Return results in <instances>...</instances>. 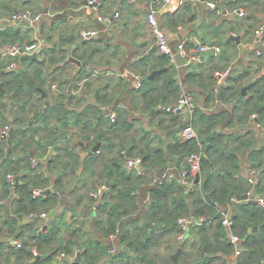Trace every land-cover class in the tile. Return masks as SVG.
Here are the masks:
<instances>
[{"label": "trees", "instance_id": "trees-1", "mask_svg": "<svg viewBox=\"0 0 264 264\" xmlns=\"http://www.w3.org/2000/svg\"><path fill=\"white\" fill-rule=\"evenodd\" d=\"M250 1L252 3L262 2V0ZM193 6L191 2H188L185 6V13L177 17L173 16L172 25L188 23ZM4 7L7 10L12 9L10 3L0 0V18L7 13L1 11ZM262 10L264 11V1ZM164 15L171 17L169 12ZM169 24L170 22H166V26ZM1 35L12 42L18 40L17 35L12 32ZM86 43L83 41L81 44ZM61 52L63 55L60 58H54V62H60L56 70L45 68L47 60L24 61L20 70H7L6 66L0 63V83L3 84V89L0 88V128L6 123L13 125L10 137L0 142V200H5L6 203L12 205V211L16 215L32 212L39 214L45 210L46 213L56 211L59 203L64 200L63 196H65L64 193L66 194L67 186L80 167L81 150H77V146L80 145L82 151L90 150L94 146L92 133H90L92 126L89 115L94 117L95 122L97 120L98 128L104 126L102 123L104 115L96 104H89L88 114L86 112L77 114L76 111L68 109V103L52 102L46 105L39 88L48 94L52 93L48 88V83L52 85L58 79L60 73L55 74L56 71L68 69L72 65V61L66 57V50ZM159 59L163 61V65H168L167 69L152 79H148L147 75L143 74L144 85L138 91L139 96L144 100L145 112L160 107L159 112H156L158 115L162 112L166 113L163 107L176 101L182 88L169 57L161 54ZM262 59L263 62L258 63L259 70L264 67V57ZM50 61L54 63L53 59ZM250 68L248 66L236 76L229 77V81L236 84L228 87L223 85L218 92L214 89L216 84L214 71L208 74L210 89L209 86L204 87L209 94L208 101L204 108L196 107L193 116L194 126L196 130L198 129V138L185 142L176 140V143L169 145L167 150L162 147L151 148L149 146L139 154L143 160V168L149 174L156 171L155 167H165L169 163L168 153L178 158L180 163L178 169H182L188 167L187 157L200 151L199 142L203 143L199 173L201 182L196 185L194 191L188 190L178 179L166 180L159 186L152 185L151 175H140L135 170H128L124 166L128 150L127 139L122 138L119 145L113 137L105 136L101 130L94 129L95 141L106 140L110 144L104 145L100 148L101 150L86 158L85 170L79 184L67 195H73L84 187L86 191L75 197L74 204L78 205L85 198H89L90 205L94 206L97 203L90 196V192L101 184H109L108 190L99 202L98 210L101 215L97 227L104 232L107 238L118 228L120 229L121 244L126 248L119 253L122 254L121 257L127 258L129 256L127 251H133L138 255V260L142 264H157L156 260L149 255V251L160 245L170 235L180 231L178 219L182 216L196 218L203 216L205 220L200 225L191 227L192 232L197 235L194 244L199 245L196 257L194 260H184L180 264H230L227 257L216 254L222 252L226 256L235 255L234 246L228 239V232L222 225V211L223 207L229 203L233 191L243 195L251 187L248 183V174L245 176L243 171L241 155L250 151L248 158L252 166L255 165L264 170L261 157L264 149L257 150L254 127L248 124L251 115L256 113L258 122L264 125V73L244 83L243 79L252 74ZM85 74L86 69L82 68L80 76ZM202 74L201 72H189L187 81L202 77ZM50 76L51 80H49ZM69 82L68 79L65 81L63 79V85ZM246 86H248L247 93L243 94V88ZM60 99L70 101V96L63 94ZM212 100L230 102L231 112L226 109L223 112L207 110ZM55 114H58L59 120L75 115V122L80 124L82 131L75 141H72L73 138L67 140L66 132H61L63 142L56 145L55 152L48 157L45 164L38 163L34 166L31 153H35V144L41 145L35 137L36 133L39 126L51 122ZM170 116L180 125L176 117ZM227 120L228 125H242L243 130L238 128L230 133L223 132L219 127ZM133 125L134 121L123 120L119 116L117 122L106 126L109 131L116 132L119 127L124 126L125 129L130 130ZM58 129L56 127L51 132V136H55ZM82 141L87 147L81 144ZM118 146L119 149H117ZM116 149V154L111 155V158L107 160L109 153ZM132 151L130 156H132ZM103 162L101 168L99 164ZM9 173L20 176L18 185L7 180ZM144 184L151 185L152 188L148 210L142 218H134L139 210L138 189ZM36 188L50 189V193L36 197L34 196ZM255 190L256 194L264 196V173L259 177ZM232 207L234 231L241 237L243 247L242 253L235 259V264H262L264 262V207L259 203L249 202L233 203ZM38 221H35V226H38ZM64 221L65 214H59L50 220L48 229L42 228L39 235L36 233L32 235L31 238L36 240L40 253L49 250L44 246L52 245L58 240ZM5 222L13 226L10 221ZM251 228H253L252 232L249 231ZM80 232V228L74 227L66 245L61 244V250H64L66 254H73L76 248L83 246L78 237ZM31 240L23 242L19 250L7 248L2 243L0 264H30L29 261L33 258ZM186 245L183 244L184 247ZM110 247L109 243L107 247L102 245V253L109 255ZM93 252L91 246L85 244V255L91 256ZM191 253L189 252L188 255ZM97 256L100 257L98 254L92 259L97 260Z\"/></svg>", "mask_w": 264, "mask_h": 264}, {"label": "crops", "instance_id": "crops-1", "mask_svg": "<svg viewBox=\"0 0 264 264\" xmlns=\"http://www.w3.org/2000/svg\"><path fill=\"white\" fill-rule=\"evenodd\" d=\"M88 1L89 0H6L7 3L11 4L12 9L7 10L5 7L1 8L2 12L7 13L1 16L0 22L10 20L16 11L29 6L32 7L35 12H41L43 14V21L40 25L35 26L25 21L15 22L12 20H10L9 25L0 24V46L12 42L1 34L12 32L18 37L16 42H31L36 39L43 40L44 48L40 52L39 57L35 60H47L45 64L47 70H56L59 68L60 62H54V58H60L61 55H63L61 52L62 50H66L67 58H70L67 54L68 50H70L74 58L84 62V64L80 65L72 61V65H70L68 69L56 71L55 74L60 73L58 79L52 85L48 83V88H50L52 93L48 94L43 90L47 94V97L45 98L43 93L42 96L46 105L52 102L68 103V109L76 111L77 114L83 112L88 114L90 112L88 108L89 104H96L98 108H100L102 115H104V122H102L104 126L98 128L97 120L95 122L94 117L89 115L91 116L90 125L92 126L90 133H92L91 136L94 141V146L98 142H104L101 148L104 145L110 144V142L106 140L95 141L94 138L96 133L94 129L97 128L99 131L101 130L105 136L113 137L119 145L121 144L122 138L127 139V153L129 156L132 149V156L137 157L140 152L144 149L146 150L149 146H151V148L162 147L167 150L169 145L175 144L176 140H179V132L181 129L179 123L164 112L158 115L156 112H159L160 107H156L150 112H145L143 107L144 100L139 96V89L136 88V79L131 76L128 78L127 76V70H129L130 72L140 75L142 79L144 77L143 74L147 75L148 78L153 70L160 68L167 69L168 66L163 65V61L159 59L161 53L158 50L151 52V50L156 47L155 38L147 19V14L153 5L152 0H103V4L99 10H95L93 6L89 5ZM209 1L212 0H202L197 6H193L195 10H193L192 7L189 18L192 15L195 17L193 21L189 20L188 23L172 25L171 22L173 16L177 17L179 14L186 12L185 6L171 13V17L164 15L166 12L162 10L158 13V17L166 28L172 45L175 46L180 38L184 37L187 39V49L189 51L197 50L202 44H208L210 46L217 45L222 49L221 52L217 54L214 50L200 53V59L188 65L181 63L172 64L180 84L182 83L181 91L182 89L191 91L195 96L197 107L201 108H204L205 103L208 101L209 94L204 87L208 88L209 86L210 89V79L207 76L209 73L211 74L212 71L231 67L233 71L231 76H236L246 67L250 66L252 73H256L255 77L264 73V67L259 70L260 67L258 65V63L263 62V57L258 58L256 56L253 45L254 31L260 24L264 23V11L262 10V3L264 0H262L261 3H252L250 0H213L216 1L220 7L229 9L242 8L246 12L245 16L234 15L228 18H222L214 11H210L208 8ZM116 12L120 13L118 18H114ZM100 17H102V19H100ZM104 18L113 19V26L109 27L104 21ZM166 22H170L169 26H166ZM198 25L200 27H198ZM85 26L95 27L100 33L96 39L82 45L81 43H83V41L80 38L79 31ZM179 26H181V28H179ZM232 32H235L236 36L241 35L240 44L232 39ZM52 59L54 63H51L50 60ZM23 62L24 61H22L20 69H22ZM0 63L4 64L6 68L9 64L8 60ZM82 68L86 69V74L80 76ZM189 72H201L203 74L202 77L195 78L188 82L187 75ZM63 79L64 81L68 79L70 82L63 85ZM246 79L247 78H244L242 82ZM253 79L254 78L248 77V81ZM49 80H51V76ZM234 84L236 83L230 82L229 78L224 83L225 87ZM53 85H56L59 91H53ZM246 87L248 90V86ZM69 91L79 92L70 98V101L68 99L61 100L60 97H62L63 94L68 96ZM101 97L103 98L99 99ZM106 109H114L118 113V117L121 116L123 120H130V122L134 121L133 127L129 130L125 129L123 126L119 127L116 132L109 131L106 125H111L112 123L105 117L104 113ZM121 109H125V112H121ZM224 109L231 112L232 104L227 101L212 100L207 110L223 112ZM153 110L154 112L152 113ZM57 116L58 114H55L48 124H41L36 133L35 137L41 144H35L34 146V157L37 159V164H45L48 157L55 152L54 148L56 145L63 142L61 139V132H66L67 140L73 138L72 141H75L78 134L82 131L80 124L75 122V115H69L65 120H59ZM248 124L254 127L255 146L257 150H263L264 125L261 124L262 128H260L251 122H248ZM241 126L242 125L230 126L227 120L222 123L219 128L225 133H230L238 128L243 130ZM56 127L59 128L56 131V135L51 136V132H53ZM52 138H56L53 146L47 144V140ZM81 144L86 146L83 141ZM93 147H91L90 150L82 151L81 149V152H89ZM117 149H119V146ZM117 149L109 153L106 159L108 160L111 158V155L116 154ZM249 153L250 151L241 155L245 176L252 166V162L248 158ZM168 155L169 163L165 167H155L156 171H152V174H159L167 167L178 168L180 165L178 158L173 154L168 153ZM261 157L263 158L264 164V154ZM103 164L104 162L99 164L101 168ZM259 169L261 170L262 176L264 170L261 168ZM151 189V185L147 184L142 185L138 189L139 210L134 218H142L146 215ZM85 191L86 188L83 187L73 195H67L68 192H66V194L64 193V200L59 203L56 209V215L51 217L53 212H50L48 213V219L30 217L29 213L16 215L12 211V205L9 203L0 205V245L4 243L7 248L19 250V248L14 246V241L20 240L25 242L31 240L34 233L39 235L42 228L48 229L51 223L50 220L64 213L65 221L62 225V231L58 240L54 241L52 245L44 246L49 250L40 253L41 260L38 264H58L61 253L64 252V250H61V244H63V246L66 245L74 227L81 229L78 237L80 242L83 243V246L76 248L73 254H67V257L63 258L60 264H142V262L138 260V255L133 251L126 250L129 256L127 258L121 257L122 254L119 253L126 249L125 246L121 244V241L116 245L117 251L115 253L109 252V255L102 253L101 246L107 247V244H110V242L109 238L105 237L104 232L97 227V222L101 215L98 210L99 202L96 201L97 204L91 206L89 198H85V200L78 205L74 204L75 197ZM256 196L259 197L260 195L257 194ZM241 202L242 201H239L237 198H234L231 203L229 202L223 209L231 212L233 208L232 204ZM45 211L42 212L44 213ZM36 220H39V223L37 222L38 226L34 225ZM5 221H10L13 226L6 224ZM196 236L197 235L190 229L185 240L180 242L176 238V233L172 234L160 245L152 248L149 251V255L156 260L157 264H173V260L168 257L166 253H176L180 247H183L185 253L180 256L179 261L182 262L187 259L194 260L196 251L199 248L198 244H194ZM30 242L33 245L32 248L38 246L35 239H32ZM85 244L91 246L94 251L93 255H85ZM94 244H96V246H94ZM183 244H187L186 247H184ZM8 252L7 249L6 253L8 254ZM189 252L192 253L188 255ZM78 254L80 255V259H78ZM98 254L100 257L97 256V260H93L92 258ZM117 254L119 255L112 258V256ZM216 255L225 256L230 260V264H235V255L226 256L222 252ZM1 259L2 257H0V262ZM45 260H47L46 263ZM31 262H33L32 259H30L29 263L31 264Z\"/></svg>", "mask_w": 264, "mask_h": 264}, {"label": "built area", "instance_id": "built-area-1", "mask_svg": "<svg viewBox=\"0 0 264 264\" xmlns=\"http://www.w3.org/2000/svg\"><path fill=\"white\" fill-rule=\"evenodd\" d=\"M202 0H152V7L147 14L148 23L152 29V33L155 38V46L157 50L169 57L171 64L179 63L178 58L186 60L184 65H188L191 62L198 61L200 59V53L209 52L214 50V52L220 53L221 47L217 45H208L202 44L199 46L197 50L189 51L187 49V39L181 37L180 40L176 43V45H172L167 30L163 26L162 22L158 17L159 11H165L169 13H174L186 6L188 2H191L194 6H197ZM89 5L93 6L95 10H99V8L103 4V0H89ZM208 8L210 11H214L218 16L222 18H228L230 16L238 15L245 16L246 12L242 8H233L229 9L226 7H220L216 1H209ZM120 16L119 12H116L114 18H118ZM102 19V17H100ZM12 21H25L30 23L31 25H40L43 21V14L41 12H35L29 8L22 9L16 11L11 19ZM104 21L108 24L109 27H112L114 24V20L111 18H104ZM181 28V26H179ZM99 30L95 27L85 26L80 29L79 35L82 41L89 42L96 39L99 36ZM233 36H236L235 32H232ZM253 45L256 51V56L264 57V23L260 24L258 28L254 31V39ZM43 46L42 39H36L31 42H10L0 46V62L8 60L7 70H18L21 68L22 61L21 58L23 56L40 54ZM68 57L71 60L73 55L70 50L68 53ZM232 68H222L214 70V79H215V91L218 92L220 88L224 85L226 80L232 75ZM127 76L133 77L136 79V88L141 89L143 87V79L140 75L130 72L127 70ZM182 85V83L180 84ZM53 91H59V88L56 85L52 87ZM79 92V91H77ZM76 91H69L68 96L72 98L76 95ZM197 107L195 96L191 91L184 90L180 92L179 97L176 101L168 104L164 110L167 114L172 115L178 119L180 122V132H179V140L180 142H185L188 140L198 138V132L194 126L193 116ZM105 117H107L111 123H115L118 121V113L114 109H106ZM250 122L255 124L257 127L262 128V125L258 122V116L256 113L252 114L250 117ZM13 130L12 123H6L4 126L0 128V142L6 140ZM200 151L194 152L187 157L188 167H183L182 169H178L176 167H167L162 170L159 174H149L146 169L143 168V160L141 157H132L127 156L124 166L128 170H135L140 175H151L153 177L152 185L159 186L163 184L166 180L178 179L183 185H185L188 190L194 191L195 187L198 183H196V178L199 176L201 170V157L202 150L204 144L199 142ZM77 150H81V146H77ZM32 164L37 165L36 157H32ZM15 174L9 173L7 175V180L14 184L15 183ZM261 176V170L256 166H251L248 170V183L250 184V189L246 193L249 197L255 198L258 200V203L264 207V196H256V185L258 183V179ZM201 182V179H200ZM199 182V183H200ZM108 190V186L106 184H101L95 190L90 192V196L94 199V201H98L102 198L103 194ZM43 193V189L36 188L34 189V196H41ZM5 200H0V205L5 204ZM30 217H42L45 219L49 218V214L44 212L41 214L32 212L29 215ZM205 220V217H193V216H182L178 219V224L180 227V231L176 234V238L178 241L183 242L187 237L191 227L193 225H200ZM222 225L226 228L228 232V239L230 243L234 246L235 249V257L239 256L242 253V239L241 237L235 233L234 231V219L232 213L226 209L222 211ZM121 241V231L118 228L114 233H112L109 237L110 242V253H115L117 251V244ZM14 246L17 248H21L23 246V242L20 240H16L13 242ZM34 261L38 256H40V252L37 246L32 248ZM67 254L65 252L61 253L58 264L61 263L63 258H66ZM264 264V262L262 263Z\"/></svg>", "mask_w": 264, "mask_h": 264}, {"label": "water", "instance_id": "water-1", "mask_svg": "<svg viewBox=\"0 0 264 264\" xmlns=\"http://www.w3.org/2000/svg\"><path fill=\"white\" fill-rule=\"evenodd\" d=\"M193 10H195V8L193 7ZM194 15H192L190 18H189V20L190 21H193L194 20ZM9 23H10V20H5V21H3V22H0V24H3V25H9ZM232 39H234L238 44H240L241 42V35L240 36H232ZM155 50H157V48L155 47V48H153L152 50H151V52H153V51H155ZM39 57V54L38 53H36V54H33V55H28V56H23L22 58H21V60L22 61H26V60H35V59H37ZM178 60H179V63H181V64H185L186 62V60H184V59H181V58H178ZM71 61H73V62H76V63H78V64H80V65H82V64H84V62H82L81 60H78V59H76V58H74V57H72L71 58ZM165 70V68H160V69H157V70H153V72L148 76V79H152V78H154L155 76H157V75H159V74H161L163 71ZM0 88L1 89H3V84L2 83H0ZM39 90L43 93V96L46 98L47 97V94L43 91V89H41V88H39ZM247 93V87H244L243 88V94H246ZM154 112V110L152 111V113ZM55 140H56V138H52V139H50V140H47V144H49V145H51V146H53L54 145V142H55ZM103 143L104 142H98L93 148H92V150L91 151H89V152H81V162H80V167H79V169L77 170V172H76V175H75V177L73 178V180L69 183V185L67 186V188H66V192H71V191H73L75 188H76V186L79 184V182H80V180H81V178H82V175H83V173H84V170H85V163H86V158L89 156V155H92V154H94V153H96L100 148H101V146L103 145ZM31 156L33 157L34 156V153L32 152L31 153ZM127 156H129L128 155V153H127ZM19 182H20V176L19 175H16L15 176V185H18L19 184ZM200 182V177L198 176L197 178H196V183H199ZM109 184L107 183V186H108ZM48 193H50V189H45V190H43V195H47ZM234 198H237L239 201H242V202H249V203H253V204H257L258 203V200L257 199H255L254 197L253 198H251V197H249L247 194H243V195H239V194H237V192L236 191H233L232 193H231V195H230V198H229V202H231ZM101 201V199H99V202ZM56 211L55 212H53L52 213V215H51V217H54L55 215H56ZM252 230H253V228H251L249 231L250 232H252ZM185 253V249L183 248V247H180L178 250H177V252L176 253H172V254H170V253H166V255L168 256V257H170L172 260H173V264H180V261H179V259H180V256L182 255V254H184ZM78 259H80V255L78 254ZM40 260H41V256H38L33 262H31V264H38L39 262H40Z\"/></svg>", "mask_w": 264, "mask_h": 264}, {"label": "rangeland", "instance_id": "rangeland-1", "mask_svg": "<svg viewBox=\"0 0 264 264\" xmlns=\"http://www.w3.org/2000/svg\"><path fill=\"white\" fill-rule=\"evenodd\" d=\"M26 8H29V9H31V10H33V11H35L32 7H26ZM26 8H22V9H26ZM21 9V10H22ZM198 27H200L199 25H198ZM255 75H256V73H252V75L249 77V78H255ZM248 82V78L246 79V80H244V83H247ZM137 98V97H136ZM121 112H125V109H121ZM5 141V140H4ZM85 176V175H84Z\"/></svg>", "mask_w": 264, "mask_h": 264}]
</instances>
